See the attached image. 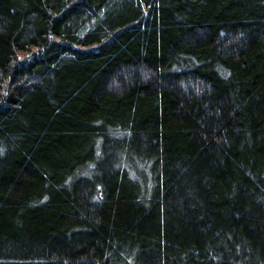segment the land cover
Returning a JSON list of instances; mask_svg holds the SVG:
<instances>
[{
  "label": "trees",
  "instance_id": "trees-1",
  "mask_svg": "<svg viewBox=\"0 0 264 264\" xmlns=\"http://www.w3.org/2000/svg\"><path fill=\"white\" fill-rule=\"evenodd\" d=\"M0 264H264V0H0Z\"/></svg>",
  "mask_w": 264,
  "mask_h": 264
}]
</instances>
